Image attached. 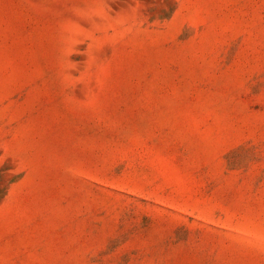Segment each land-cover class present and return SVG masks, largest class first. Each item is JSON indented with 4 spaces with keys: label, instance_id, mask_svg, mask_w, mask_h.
I'll return each instance as SVG.
<instances>
[{
    "label": "rangeland",
    "instance_id": "rangeland-1",
    "mask_svg": "<svg viewBox=\"0 0 264 264\" xmlns=\"http://www.w3.org/2000/svg\"><path fill=\"white\" fill-rule=\"evenodd\" d=\"M0 264H264V0H0Z\"/></svg>",
    "mask_w": 264,
    "mask_h": 264
}]
</instances>
